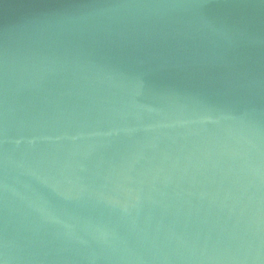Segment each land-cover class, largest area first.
<instances>
[{
	"label": "water",
	"instance_id": "95a60500",
	"mask_svg": "<svg viewBox=\"0 0 264 264\" xmlns=\"http://www.w3.org/2000/svg\"><path fill=\"white\" fill-rule=\"evenodd\" d=\"M0 264H264V0H0Z\"/></svg>",
	"mask_w": 264,
	"mask_h": 264
}]
</instances>
